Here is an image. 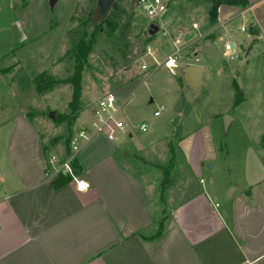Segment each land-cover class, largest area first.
Instances as JSON below:
<instances>
[{
    "label": "rangeland",
    "instance_id": "obj_1",
    "mask_svg": "<svg viewBox=\"0 0 264 264\" xmlns=\"http://www.w3.org/2000/svg\"><path fill=\"white\" fill-rule=\"evenodd\" d=\"M209 1H167L165 26L173 34L182 26L198 37L187 39L174 69L156 70L148 48L163 61L172 46L162 30L150 36L148 19L139 8L130 10L129 0H116L117 21L102 17L97 0H54L52 7L50 0H0V152L20 118L63 158L72 137L94 121L101 98L113 93L123 103L118 119L133 126V145L121 163L157 185L159 200L160 181L172 164L165 204L159 202L164 212L200 186L219 190L229 180L228 168L249 160L250 150L264 160V36L242 41L233 59L223 43L216 45L221 34L248 35L256 28L255 13L264 33V8L216 30ZM190 63L205 67L197 90L185 85L181 73ZM225 116L232 119L227 127ZM142 123L145 133L137 128Z\"/></svg>",
    "mask_w": 264,
    "mask_h": 264
},
{
    "label": "crops",
    "instance_id": "obj_2",
    "mask_svg": "<svg viewBox=\"0 0 264 264\" xmlns=\"http://www.w3.org/2000/svg\"><path fill=\"white\" fill-rule=\"evenodd\" d=\"M263 4L249 0L245 9L219 7L216 30ZM252 18L262 40L261 18L256 13ZM179 27L174 31L188 32ZM189 34L185 47L197 42V33ZM249 37L221 34L216 45L233 44L237 56ZM12 123L0 152V264H264V160L256 151L228 168L229 180L219 190L200 186L164 212L158 186L121 163L133 145L132 123L128 135L116 141L95 135L83 143L73 166L88 185L86 192L64 175L55 185L59 176L51 174L65 156L51 153L26 120ZM51 157L56 165H49ZM162 219L163 231L155 238Z\"/></svg>",
    "mask_w": 264,
    "mask_h": 264
},
{
    "label": "built area",
    "instance_id": "obj_3",
    "mask_svg": "<svg viewBox=\"0 0 264 264\" xmlns=\"http://www.w3.org/2000/svg\"><path fill=\"white\" fill-rule=\"evenodd\" d=\"M138 7L146 18L149 21V26L155 24L159 27V30H162V34L167 38L172 46V52L167 56L163 61H158L154 57V51L151 50V47L148 48L147 53L153 56L155 63L154 69L165 68L167 70H172L177 66L181 55L185 49L184 39L187 36V31L184 29H179L174 34L165 26V18L169 12L168 4L165 0H137ZM193 30H198V25L194 23L192 25ZM243 33L246 32L245 28H242ZM225 53L228 54L231 59L234 58V52L232 44L226 43L224 46ZM188 65H199L190 63ZM143 70H147L148 66L144 65ZM123 103L121 100L113 93H108L104 95L99 101L98 109L95 113L94 121L88 126V128H82L79 130L70 140L69 143V154L65 155L64 161L58 163L59 168L56 170L54 175L51 174V177L55 176H68L71 178L72 182L75 183L76 188L79 192H86L88 190V185L82 179H80L74 171L73 162L76 155L80 151L84 142L89 141L93 136L103 134L110 141H116L120 136H126L129 132V127L118 119V113L122 109ZM162 110L156 111L154 117H160ZM138 130L142 133L147 132L148 125L142 123L137 126ZM57 164V158L51 157L49 159V165L53 166ZM81 185H84L82 188Z\"/></svg>",
    "mask_w": 264,
    "mask_h": 264
},
{
    "label": "trees",
    "instance_id": "obj_4",
    "mask_svg": "<svg viewBox=\"0 0 264 264\" xmlns=\"http://www.w3.org/2000/svg\"><path fill=\"white\" fill-rule=\"evenodd\" d=\"M130 1V10H133L134 8L138 7V1L137 0H129ZM211 4H212V7H211V11H210V21H211V24L212 26H216L218 25V22H217V15H218V9L219 7L221 6H233V7H239L241 9H245L249 6V0H210L209 1ZM113 9L112 11H110L109 14H105V16L102 15V17H106V19L110 20V21H117L118 18H119V14H116V9L119 8V4L118 3H115L113 6ZM123 10V9H122ZM258 34V30L256 28H252L250 30V33L249 35L250 36H256ZM153 37V36H151ZM67 154H69V149L67 150ZM171 166L172 164L170 165V167L168 168H165L164 170V173H163V179L160 181V187H161V200H163V203H164V193H165V190L167 189V187L170 185L171 183V180H170V169H171ZM65 180V177L63 175H60L59 178L53 182L55 185L57 184H60L59 181L61 182H64ZM164 222H165V219H162L158 225V230L155 234V238H158L161 236V233L163 231V228H164Z\"/></svg>",
    "mask_w": 264,
    "mask_h": 264
},
{
    "label": "water",
    "instance_id": "obj_5",
    "mask_svg": "<svg viewBox=\"0 0 264 264\" xmlns=\"http://www.w3.org/2000/svg\"><path fill=\"white\" fill-rule=\"evenodd\" d=\"M98 1V8L100 14L105 15L109 10L112 8V6L115 4L116 0H97ZM54 5V0H50V6L52 7ZM150 36H154L159 32V27L155 24H151L149 26ZM234 45L232 44V48ZM242 64H240L241 66ZM184 83L186 86L190 87L193 90L199 89V87L203 83V78L205 74V67L202 65H187L185 68L181 70ZM52 119L54 118V114L51 113L50 116ZM231 118L229 116L224 117V122L226 124V127L231 122ZM208 168L213 169V166L208 165ZM233 191L231 190L229 193V197H231Z\"/></svg>",
    "mask_w": 264,
    "mask_h": 264
},
{
    "label": "snow or ice",
    "instance_id": "obj_6",
    "mask_svg": "<svg viewBox=\"0 0 264 264\" xmlns=\"http://www.w3.org/2000/svg\"><path fill=\"white\" fill-rule=\"evenodd\" d=\"M81 187L83 188V187H84V185H81Z\"/></svg>",
    "mask_w": 264,
    "mask_h": 264
}]
</instances>
